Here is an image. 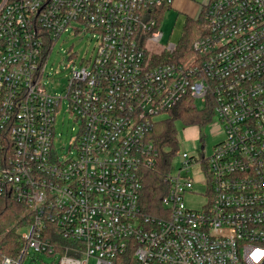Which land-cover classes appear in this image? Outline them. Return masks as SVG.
Listing matches in <instances>:
<instances>
[{
  "label": "built area",
  "instance_id": "2783aa9c",
  "mask_svg": "<svg viewBox=\"0 0 264 264\" xmlns=\"http://www.w3.org/2000/svg\"><path fill=\"white\" fill-rule=\"evenodd\" d=\"M173 3L1 0L0 196L23 204L27 222L24 247L0 264H23L30 250L57 264H264V0L198 5L200 35L182 61L176 45H159ZM70 33L93 49L64 96L50 94L45 66ZM183 101L210 105L222 137L207 156L177 149L163 209L147 215L153 128ZM65 103L77 127L67 150L56 147ZM195 187L205 201L192 207ZM54 233L69 242L51 243Z\"/></svg>",
  "mask_w": 264,
  "mask_h": 264
},
{
  "label": "rangeland",
  "instance_id": "374dc122",
  "mask_svg": "<svg viewBox=\"0 0 264 264\" xmlns=\"http://www.w3.org/2000/svg\"><path fill=\"white\" fill-rule=\"evenodd\" d=\"M206 1L207 0H185L181 11H184V9V12H187V10L191 11L192 4L202 5ZM162 17V22L159 24V31L162 33L159 45L166 46L167 44H173L178 46L184 32L186 15L183 12H180L179 9L173 8L163 12ZM92 49L93 42L90 41V37L87 34L70 33L62 35L54 45L45 66V73L50 75L49 79L45 78L44 80L46 90L50 94L64 96V89L72 66H78L79 63L88 58ZM65 105L66 103L62 106L57 117L56 137L58 138V142L56 147L59 148L60 146H65V150H67V145L75 136L77 127L76 124L72 122ZM167 118V115H162L158 118V121ZM175 125L177 138L180 141L178 150H186L190 155H193L196 158H199V155L201 154V146H204L203 154L207 156L210 154L212 146L219 142L222 137L219 126L215 124V120L203 128L197 126H184L180 123H176ZM200 136H203L202 140H200ZM177 164L178 159L174 157L171 166L172 173L177 171ZM191 174L192 171L188 173V175ZM204 192V188L195 187L194 193L197 195L192 196L191 200H188V204L192 207L199 206V203L205 201L203 196ZM161 209H163V206H161ZM22 231L24 230H20V232ZM58 258V254L48 256L30 250L25 257L23 264H57ZM89 264H94L93 260H90Z\"/></svg>",
  "mask_w": 264,
  "mask_h": 264
},
{
  "label": "trees",
  "instance_id": "16d2710c",
  "mask_svg": "<svg viewBox=\"0 0 264 264\" xmlns=\"http://www.w3.org/2000/svg\"><path fill=\"white\" fill-rule=\"evenodd\" d=\"M162 19V16L158 18L159 24ZM201 22V18L194 20L186 17L184 32L177 46L174 60L182 61L193 55L192 45L200 35ZM167 116V119L154 125L152 132L153 143L158 152L157 165L152 170L145 171L141 178L142 188L139 204L147 215L158 216L162 206L161 199L169 188L163 178L169 172L173 156L178 149L175 124L203 128L213 121L210 105H206L202 110H197L184 101L169 111ZM26 213L27 208L23 204L17 203L10 196H0V261L3 257H17L24 247L25 242L21 239L19 232L26 225L27 217L22 218ZM50 239L51 243L58 245H65L69 242L57 233L51 235Z\"/></svg>",
  "mask_w": 264,
  "mask_h": 264
},
{
  "label": "crops",
  "instance_id": "0c3cea01",
  "mask_svg": "<svg viewBox=\"0 0 264 264\" xmlns=\"http://www.w3.org/2000/svg\"><path fill=\"white\" fill-rule=\"evenodd\" d=\"M184 2H185V0H174L173 6L171 7V9H173V8L179 9L180 12H183L187 18L195 19L196 15L198 13V4H196V5L192 4V10L191 11L187 10V12H184L185 9H184V11L183 10L181 11V8L184 6Z\"/></svg>",
  "mask_w": 264,
  "mask_h": 264
},
{
  "label": "flooded vegetation",
  "instance_id": "af4514ba",
  "mask_svg": "<svg viewBox=\"0 0 264 264\" xmlns=\"http://www.w3.org/2000/svg\"><path fill=\"white\" fill-rule=\"evenodd\" d=\"M213 147V146H212Z\"/></svg>",
  "mask_w": 264,
  "mask_h": 264
}]
</instances>
